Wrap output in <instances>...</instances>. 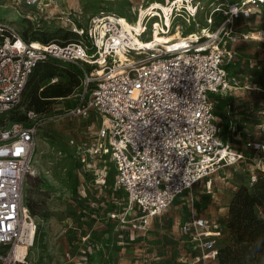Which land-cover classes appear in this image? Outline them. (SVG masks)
Listing matches in <instances>:
<instances>
[{"label": "built area", "instance_id": "1", "mask_svg": "<svg viewBox=\"0 0 264 264\" xmlns=\"http://www.w3.org/2000/svg\"><path fill=\"white\" fill-rule=\"evenodd\" d=\"M205 1L163 0L166 11L152 9V2L141 5L136 18L129 20L139 22L138 33L115 14L101 12L80 27L76 15L67 13L63 20L76 39L63 43L26 40L12 23L0 21V264L22 262L15 255L16 242H21L24 221L33 223L24 190L27 179L38 174L34 160L37 127L10 122L8 115L20 104L28 79L41 62L56 59L93 67L83 70L85 91L93 85L89 99L68 114L86 117L94 110L99 115L102 153L111 157L115 186L125 192L128 208L140 211L142 225L164 212L181 192L244 158L219 138L212 94L225 92L228 83L224 51L214 45L219 30L211 33L210 28L213 15L220 11L221 25L229 36L233 24L251 19L264 0L213 6L200 31L187 32ZM23 3L39 9L55 0ZM178 20H183L185 28L175 24ZM148 28L147 40L156 33L174 31L186 43L173 49L138 50L133 35L145 41L142 37ZM189 36L194 39H186ZM246 147L248 156L255 159L253 184L264 173V142L247 141ZM191 224L204 226L202 219H193ZM208 232L196 233L192 239L206 251L203 257L214 258L217 248L207 238Z\"/></svg>", "mask_w": 264, "mask_h": 264}, {"label": "rangeland", "instance_id": "2", "mask_svg": "<svg viewBox=\"0 0 264 264\" xmlns=\"http://www.w3.org/2000/svg\"><path fill=\"white\" fill-rule=\"evenodd\" d=\"M232 1L236 0L205 1L186 31L199 32L213 6ZM156 2L163 4V0H55L37 9L23 0H0V21L12 23L26 40L45 34L48 41L63 43L76 39L75 35H70L71 40L62 37L69 31L63 20L67 13L76 15L80 27L101 12L131 22L141 5ZM222 14L213 15L210 32L219 30L214 45L224 51L228 88L212 94L214 113L220 140L245 156L181 192L147 225L139 221L136 207L128 208L125 192L115 186L114 163L102 153L98 137L99 115L94 110L86 117L68 114L89 99L93 85L85 91L83 70L93 67L50 59L52 77L44 76L42 66L31 75L20 104L8 115L10 122L37 127L34 160L38 174L27 179L24 190L35 235L20 264H217L216 257H203L206 251L192 238L209 231L207 238L215 246L224 242L229 202L239 187L252 188L250 179L256 174L246 143L264 141V5L248 21L234 23L229 36L221 25ZM175 24L185 28L183 20ZM149 34L150 28L142 38L147 40ZM57 84L69 94L49 99L39 110L29 106L34 85L39 95ZM193 219H202L204 226L195 227Z\"/></svg>", "mask_w": 264, "mask_h": 264}, {"label": "trees", "instance_id": "3", "mask_svg": "<svg viewBox=\"0 0 264 264\" xmlns=\"http://www.w3.org/2000/svg\"><path fill=\"white\" fill-rule=\"evenodd\" d=\"M70 32L66 31L62 37L71 40L70 35L74 34ZM58 34L59 32L55 37H58ZM32 40L48 42L45 34ZM41 66L45 77L54 75V67L49 61L37 64L31 75L33 73L35 75ZM30 77L26 87L30 83ZM37 90V86L34 85L30 91L29 106L34 110L41 109L49 99L66 96L70 92L59 84L49 85L39 95ZM259 208L261 214L258 213ZM226 223L225 240L215 246L217 264H264V173L258 174L257 181L252 184L251 189L242 186L234 192L229 202Z\"/></svg>", "mask_w": 264, "mask_h": 264}, {"label": "bare ground", "instance_id": "4", "mask_svg": "<svg viewBox=\"0 0 264 264\" xmlns=\"http://www.w3.org/2000/svg\"><path fill=\"white\" fill-rule=\"evenodd\" d=\"M152 9H163L165 10V5L162 4V6L159 3H155L152 4ZM123 23L125 26L127 27H132L133 29L136 30V32H140L141 28L140 26H136L131 24L130 22L123 20ZM139 25V22H138ZM186 39H190L193 40L194 37L189 36V38ZM133 43L134 46L139 50V49H151L155 46H161L167 49H173L176 47H179L181 45H184L186 43L185 38L182 36H179V34L173 32L167 33V34H155L153 38H150L148 40H141L138 37H136L135 35H133ZM120 58L121 59H125V57L120 53ZM125 61H127V59H125ZM211 233L208 232V235H210ZM20 239L21 242L17 244L16 248H15V255L18 258H24V255L27 253L26 248L32 244L33 241V237L35 235V228L33 226V223L28 221V219H26L21 227V233H20ZM23 261V260H22Z\"/></svg>", "mask_w": 264, "mask_h": 264}]
</instances>
